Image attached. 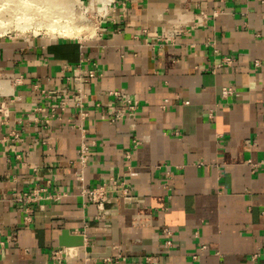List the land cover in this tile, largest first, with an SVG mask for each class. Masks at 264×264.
Segmentation results:
<instances>
[{
  "label": "crops",
  "instance_id": "1",
  "mask_svg": "<svg viewBox=\"0 0 264 264\" xmlns=\"http://www.w3.org/2000/svg\"><path fill=\"white\" fill-rule=\"evenodd\" d=\"M115 92L134 109L108 121ZM109 178L126 193L81 196ZM0 264H264V0H113L100 34L0 36Z\"/></svg>",
  "mask_w": 264,
  "mask_h": 264
},
{
  "label": "built area",
  "instance_id": "2",
  "mask_svg": "<svg viewBox=\"0 0 264 264\" xmlns=\"http://www.w3.org/2000/svg\"><path fill=\"white\" fill-rule=\"evenodd\" d=\"M111 3H113V0H111ZM108 14H109V10L107 14L103 15V19ZM101 22L100 24H98V26H96L92 35H95L98 33L100 34ZM196 23H198V19ZM231 60L232 58L228 56L223 58V62L225 63H230ZM87 76L88 77L95 76L94 70L92 69L88 70ZM79 81L80 82L86 81V78L83 77ZM77 90H78V97L81 99L80 92L82 89L79 87ZM229 91H230L229 88H224L222 92L223 94H226ZM41 92L44 94L46 98H53L55 96L54 94L48 92L47 90H41ZM115 94L118 96L119 102L117 104L109 106V109L106 115V119L108 121H114L116 119H119L123 114H130L132 109H134V103L129 100L127 95L117 93V92H115ZM78 105L80 106V102H78ZM64 106H65V102L62 100H59L57 107L50 106V113L49 115L46 116L47 118H45V122L48 121V118L55 116L57 113V110L58 109L62 110ZM86 155H87V147L84 143H81L79 150H78V158H77L80 164L84 165V162L86 160ZM79 179L80 180L82 179L81 175L79 176ZM126 191H127V188L122 180L118 181V180H115L114 178H109V180L102 182L95 186L82 185L80 189V194L88 202H91L97 205H102L103 203L109 202L113 195L122 196L126 193ZM33 199H34V195L33 194L31 195L30 193H27V192H13L11 195V201L15 203H26ZM24 217L27 218L26 216ZM61 252H62V249L60 247L55 248L51 251V256L54 259V261H57V262L61 261Z\"/></svg>",
  "mask_w": 264,
  "mask_h": 264
},
{
  "label": "rangeland",
  "instance_id": "3",
  "mask_svg": "<svg viewBox=\"0 0 264 264\" xmlns=\"http://www.w3.org/2000/svg\"><path fill=\"white\" fill-rule=\"evenodd\" d=\"M61 2L66 4V9H64L66 16L60 17L56 21L57 24H55V26L57 27H46V29L44 25H39L33 27L30 26L29 28L23 30L9 27L7 31L0 32V36L26 37L33 35H44L54 38L89 37L94 32L96 26H98V24L103 21V15L107 14L109 5L111 3L110 1L105 6V8L100 10L97 9L95 7L96 5H93L90 0H61ZM63 24H65V26ZM62 26H64V28Z\"/></svg>",
  "mask_w": 264,
  "mask_h": 264
},
{
  "label": "bare ground",
  "instance_id": "4",
  "mask_svg": "<svg viewBox=\"0 0 264 264\" xmlns=\"http://www.w3.org/2000/svg\"><path fill=\"white\" fill-rule=\"evenodd\" d=\"M90 1L100 10L110 2V0ZM63 3L61 0H0V32L7 31L9 27L19 30L39 25H44L45 28L53 27L60 17L66 16L64 11L66 4Z\"/></svg>",
  "mask_w": 264,
  "mask_h": 264
},
{
  "label": "water",
  "instance_id": "5",
  "mask_svg": "<svg viewBox=\"0 0 264 264\" xmlns=\"http://www.w3.org/2000/svg\"><path fill=\"white\" fill-rule=\"evenodd\" d=\"M60 246H81L84 245L83 237L79 234H70L67 230L63 229L58 238ZM86 250L89 251L88 256L96 257L103 256L105 254L101 252H92L89 247H86Z\"/></svg>",
  "mask_w": 264,
  "mask_h": 264
}]
</instances>
